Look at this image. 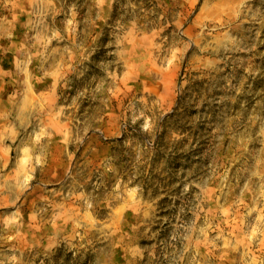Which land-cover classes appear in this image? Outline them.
I'll use <instances>...</instances> for the list:
<instances>
[{"label": "rangeland", "instance_id": "374dc122", "mask_svg": "<svg viewBox=\"0 0 264 264\" xmlns=\"http://www.w3.org/2000/svg\"><path fill=\"white\" fill-rule=\"evenodd\" d=\"M0 264H264V0H0Z\"/></svg>", "mask_w": 264, "mask_h": 264}, {"label": "bare ground", "instance_id": "6f19581e", "mask_svg": "<svg viewBox=\"0 0 264 264\" xmlns=\"http://www.w3.org/2000/svg\"><path fill=\"white\" fill-rule=\"evenodd\" d=\"M15 191V190H14ZM16 192V191H15Z\"/></svg>", "mask_w": 264, "mask_h": 264}]
</instances>
